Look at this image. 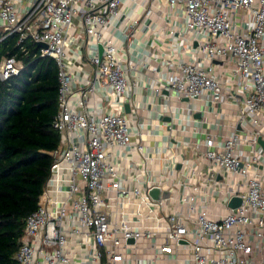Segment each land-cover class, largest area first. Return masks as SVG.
Returning a JSON list of instances; mask_svg holds the SVG:
<instances>
[{"label": "built area", "instance_id": "2783aa9c", "mask_svg": "<svg viewBox=\"0 0 264 264\" xmlns=\"http://www.w3.org/2000/svg\"><path fill=\"white\" fill-rule=\"evenodd\" d=\"M123 3L0 0V42L13 37L24 51L28 42L36 43L35 54L56 60L60 82L53 125L61 141L52 151L51 174L38 208L26 217L17 264H71L78 253L87 255V264H122L128 260L131 239L152 242L167 254L185 243L190 253L183 258L185 264H264V170L256 146L264 135V0H147L141 15L124 13ZM162 4L174 10L167 12ZM156 8L160 16L184 22L167 55L162 44L150 53L169 70L157 90L220 101L235 89L243 95H233L240 105L238 120L251 136L244 139L250 150L243 167L239 134L232 132L221 143L207 136L203 154L210 172L205 186L188 181L184 185L190 191L154 198L152 189L162 193L163 182L175 184L164 168L158 179L145 168L128 185L120 174L117 159L125 148L135 147L148 162L153 158L133 139L140 130L119 110L130 81L123 48L106 28L121 20L124 39L135 44L142 18L151 17ZM76 22L86 35L84 48L90 47L84 57L94 70V78L81 86L70 72L67 51ZM96 45L103 47L102 56ZM219 63L230 77L217 74ZM22 67L17 55L5 56L0 80ZM98 90L112 99H91ZM235 196L241 202L230 207ZM215 202L226 210L217 209ZM76 245L85 251H76Z\"/></svg>", "mask_w": 264, "mask_h": 264}, {"label": "crops", "instance_id": "0c3cea01", "mask_svg": "<svg viewBox=\"0 0 264 264\" xmlns=\"http://www.w3.org/2000/svg\"><path fill=\"white\" fill-rule=\"evenodd\" d=\"M147 0H124L123 12L131 11L132 14L141 15L142 6ZM161 2V0H157ZM164 10L172 12L174 9L162 4ZM159 8H156L151 17H143L137 31L135 44H129L124 39L125 26L121 20L115 19L106 29L119 40L123 48L124 65L129 76V87L124 97V105L119 110L123 111L132 123V128L139 129L141 134L134 135L135 142H141L147 155L153 158L151 162L144 159L135 147H128L121 151L117 159L120 164V174L127 185L133 181L134 176L141 174L145 168H151L152 177L159 178V171L164 168L166 174L175 180V184L163 182L162 193H185L190 189L184 185L188 181L205 186L204 179L210 172L209 162L203 154L204 142L209 135L221 143L228 135L235 132L240 135L242 142L237 151L241 158V166L244 165L245 154L250 150V145L244 143V139L251 136L250 130L240 124L238 110L240 105L235 102L233 95H240L235 89L230 90L231 96L220 101H212L210 98L178 97L174 92L166 89L157 90L160 80L169 73L164 63L156 62L150 53H157V44H162L167 55V46L180 29H184L181 17H170L169 14L160 16ZM171 31H175L172 33ZM70 44L67 47L69 60L72 61L70 72L76 78V86H81L88 79L94 78L92 65L87 61L84 48L86 35L79 22L73 27ZM101 45H96L100 51ZM103 48V47H102ZM82 52V55H81ZM163 56L164 52H163ZM143 61H147L144 66ZM217 74L226 78L231 76L229 69L219 63ZM237 92V93H236ZM242 95V94H241ZM240 95V96H241ZM243 96V95H242ZM91 99H112L105 97L101 91H97ZM126 103L129 110H126ZM103 104V102H102ZM110 107V101L105 100L104 105ZM260 158V169L264 170V135L258 137L256 143ZM193 172L196 174L191 175ZM191 176V177H190ZM219 178H222L220 175ZM180 181V184H178ZM217 209L225 211V206L215 202ZM126 255L128 260L122 264H185V255H190L188 248L181 247L179 251L167 254L159 251L158 247L144 239L131 241ZM76 251L80 249L75 246ZM82 252L85 249H80ZM179 255V256H177ZM71 264H87V255H73ZM177 258L178 260H176Z\"/></svg>", "mask_w": 264, "mask_h": 264}, {"label": "trees", "instance_id": "16d2710c", "mask_svg": "<svg viewBox=\"0 0 264 264\" xmlns=\"http://www.w3.org/2000/svg\"><path fill=\"white\" fill-rule=\"evenodd\" d=\"M37 50L28 42L24 51L13 37L0 42V62L14 54L23 62L18 74L0 80V264H17L26 217L38 208L61 141L53 125L59 67Z\"/></svg>", "mask_w": 264, "mask_h": 264}, {"label": "water", "instance_id": "95a60500", "mask_svg": "<svg viewBox=\"0 0 264 264\" xmlns=\"http://www.w3.org/2000/svg\"><path fill=\"white\" fill-rule=\"evenodd\" d=\"M41 45H45L44 43H40ZM102 52H103V48H102V46L100 47V56H102ZM125 107H126V110H129V104L128 103H126V105H125ZM150 193H151V195L154 197V198H157L158 197V195H159V189L158 188H154V189H152L151 191H150ZM165 194V196H167L168 195V193L166 192V193H164ZM240 202H241V199H240V197H232L231 198V200L229 201V206L230 207H237L239 204H240ZM131 241H134L133 239H131Z\"/></svg>", "mask_w": 264, "mask_h": 264}]
</instances>
